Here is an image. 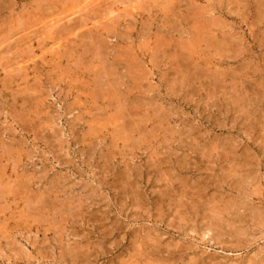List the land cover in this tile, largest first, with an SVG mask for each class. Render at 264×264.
<instances>
[{"label":"rangeland","instance_id":"374dc122","mask_svg":"<svg viewBox=\"0 0 264 264\" xmlns=\"http://www.w3.org/2000/svg\"><path fill=\"white\" fill-rule=\"evenodd\" d=\"M263 4L0 0V264H264Z\"/></svg>","mask_w":264,"mask_h":264},{"label":"bare ground","instance_id":"6f19581e","mask_svg":"<svg viewBox=\"0 0 264 264\" xmlns=\"http://www.w3.org/2000/svg\"><path fill=\"white\" fill-rule=\"evenodd\" d=\"M76 1V0H75ZM80 1V0H79ZM99 1V0H98ZM86 2V1H85ZM97 2V1H96ZM73 3V2H72ZM84 3V2H83ZM79 4V2H78ZM81 5V4H80ZM91 5V4H90ZM124 5V4H123ZM264 5V4H263ZM78 8V7H77ZM92 8V7H91ZM94 9V8H93ZM86 10V9H85ZM88 12V11H87ZM87 15V14H86ZM91 16V15H90ZM87 17V16H86ZM54 18V17H53ZM61 18V17H60ZM167 19V18H166ZM87 21V20H86ZM59 23V22H57ZM168 24V23H167ZM215 24V23H214ZM55 27V26H54ZM72 27V26H71ZM114 28V27H113ZM85 30V29H84ZM92 30V29H91ZM210 30V29H209ZM86 31V30H85ZM50 34V33H49ZM94 34V33H93ZM202 34V33H201ZM78 35V34H77ZM80 35V33H79ZM198 35V34H197ZM193 36V35H192ZM101 39V38H100ZM50 40V39H49ZM60 41V40H59ZM182 41V40H181ZM81 42V41H80ZM195 42V41H194ZM6 43V42H5ZM63 43V42H62ZM191 43V42H190ZM57 44V43H56ZM59 45V44H58ZM62 45V44H61ZM61 45L59 47H61ZM67 45V44H66ZM87 46V45H86ZM185 48V47H184ZM72 49V48H71ZM87 52V51H86ZM97 52V51H96ZM101 52V51H100ZM92 53V52H91ZM24 54V53H23ZM28 54V53H27ZM99 55V54H98ZM97 55V57H98ZM100 56V55H99ZM103 59V58H102ZM70 60V59H69ZM104 60V59H103ZM83 61V60H82ZM90 67V66H89ZM93 73V72H92ZM65 75V74H64ZM104 80V79H103ZM31 91V90H30ZM138 102V101H137ZM30 104V103H29ZM148 118V117H147ZM124 126V125H123ZM134 139V138H133ZM47 200V199H46ZM60 204V203H59ZM245 208V207H244ZM67 209V208H66ZM195 209V208H194ZM68 210V209H67ZM229 210V209H228ZM152 246V245H151ZM126 264V263H125ZM128 264V263H127Z\"/></svg>","mask_w":264,"mask_h":264}]
</instances>
